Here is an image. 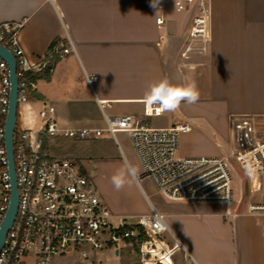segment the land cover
Wrapping results in <instances>:
<instances>
[{"label": "crops", "instance_id": "obj_1", "mask_svg": "<svg viewBox=\"0 0 264 264\" xmlns=\"http://www.w3.org/2000/svg\"><path fill=\"white\" fill-rule=\"evenodd\" d=\"M179 1L0 0V25L23 23V50L33 64L45 65L46 74L36 79L33 93L41 109L45 103L55 108L61 129H104L100 102L106 103L109 117L143 118L145 93L152 85L195 81L199 100L182 102L177 109L186 121L182 124L191 127L179 136V156L224 157L225 152L233 157L264 140V0H212L207 49L186 58L193 14L177 13ZM68 37L76 52L60 58ZM88 75L97 77L93 87ZM173 118V113L165 116L166 122L155 128L181 124ZM199 118L205 123L198 124ZM255 125L261 135L247 139ZM105 138L92 141L119 145ZM114 161L120 168L128 162L120 146L119 158L93 161L91 175H86L96 188L101 166ZM108 182L116 189L111 178ZM97 183L101 199L116 216L136 219L154 207L166 217L170 232L162 235L165 242L157 239V246L171 260L143 258L142 264H264V215L249 214L246 208L228 215L220 203L172 202L159 195L152 202L138 180L130 188L141 207L125 212L109 199L108 187ZM130 246L76 264H130L125 254Z\"/></svg>", "mask_w": 264, "mask_h": 264}, {"label": "built area", "instance_id": "obj_2", "mask_svg": "<svg viewBox=\"0 0 264 264\" xmlns=\"http://www.w3.org/2000/svg\"><path fill=\"white\" fill-rule=\"evenodd\" d=\"M212 0H180L177 13L191 12L193 26L183 56L192 51L204 52L210 41ZM157 24H164L163 17ZM21 22L0 25V46L10 51L17 64L18 108L29 101L33 93L34 75L45 69L43 63H32L23 50L19 34ZM60 58L75 54V46L68 37ZM91 87L97 77L86 76ZM11 74L6 61L0 58V231L12 198V177L6 144V122L10 107ZM106 123L104 129H61L55 120V108L47 103L40 111L43 125L39 135L19 131L17 117L13 136L14 172L19 192L16 221L0 251V264H52L56 258L80 252L87 261L90 254L118 250L135 239L142 230L149 241L142 243V254L147 246L169 233L166 217L156 208L149 215L129 219L114 215L101 197L92 189L89 177L68 159L52 157L46 142L57 137L75 141L96 140L109 135L116 140L118 133L131 138L142 164L143 175L168 201L186 203H220L227 214H238L248 204L247 213L264 215V140L238 152L231 158L179 156V136L191 130L188 124L157 129L146 120L161 118L159 104L145 103L144 117L126 115L109 117L106 103H99ZM239 169L249 175L250 200L244 198L243 179ZM235 182L239 194L234 196ZM260 194V199H254ZM233 204L234 207H233ZM116 221L117 224H114ZM89 250V251H88Z\"/></svg>", "mask_w": 264, "mask_h": 264}, {"label": "rangeland", "instance_id": "obj_3", "mask_svg": "<svg viewBox=\"0 0 264 264\" xmlns=\"http://www.w3.org/2000/svg\"><path fill=\"white\" fill-rule=\"evenodd\" d=\"M39 99L36 98V95L34 93H31L29 95V101L27 103L21 104L18 108V122H19V131H29L32 132L34 137L37 138L39 135V129L43 125V121L40 118V111H41V104L39 103ZM173 113L174 118L171 119V122H178V123H185L186 121L184 118L181 117L180 113L176 109L175 111H168L164 114L161 118H153L152 120L148 119L146 120V123L155 128L162 126L166 120L165 116ZM199 123L202 124L205 123L203 118H199L197 120ZM152 122V123H151ZM260 127L253 126L250 127L249 132L246 135L247 139H251V137H254L256 135L260 134ZM212 133V130H210ZM184 134H180V139ZM105 139H108L109 135H105ZM118 146L111 142L110 140H104L102 142H93L92 140L89 141H75L72 139H66L63 137H57L52 139L51 141H45L46 142V150L48 153L57 159H68L71 160L73 163L77 165L78 168L81 170H84V174H87V171L91 175V168L95 166L93 164V161L96 158H100V156H107L108 158H119V146L121 147L122 151L124 152L125 157L127 158L128 162H130L133 166L139 169V177H138V183L142 187L145 194L148 196V198L153 202L154 196L159 195L161 199L166 200L156 189V187L153 185V183L146 178L143 175V168L142 164L136 154L133 142L128 134L126 133H118L117 138ZM100 148L101 152L97 151V149ZM229 153L223 152L224 157L231 158L228 155ZM91 169V170H90ZM120 169V166L117 162H113L112 164H106V166H101V172L98 176V180H96V186L94 183H92V189L96 194H98L99 197H101L100 186L97 182H102V184L109 186L108 180L109 178L112 179L113 175H115L118 170ZM239 175L243 179V187H244V198L246 201L250 200V189H249V175L247 170H240L239 169ZM89 178L90 176L87 175ZM103 176V177H102ZM108 196L109 199L117 205V207L122 208L125 212H129L131 209H138L140 206V201L138 200V197L133 192V190L130 188L128 184L125 185L124 188L117 190V189H110L108 187ZM239 194V183L235 182V190H234V196H238ZM103 198V197H102ZM260 199V194H256L254 196V199ZM168 201V200H167ZM235 204H233L234 207ZM247 210L248 204L244 206ZM129 222H133L134 220L130 217L128 218ZM114 224H117L116 221H114ZM160 241H164L165 239H160ZM159 241H155L152 244V248L148 245L147 247V256L146 259H150L151 257H157L155 259H160L161 261H168L171 260V255H165V251H162L160 247H158ZM170 246V245H169ZM89 251V250H88ZM128 252V253H127ZM125 253L130 261V264H142L143 261V254H142V246L139 245V243H133L132 246L128 247V250ZM100 253V252H96ZM95 253L90 254L89 257L94 255ZM153 255V256H152ZM80 252H73L71 254L65 255L60 258H56L52 264H76L78 260H80ZM144 264H151V261L144 260Z\"/></svg>", "mask_w": 264, "mask_h": 264}, {"label": "clouds", "instance_id": "obj_4", "mask_svg": "<svg viewBox=\"0 0 264 264\" xmlns=\"http://www.w3.org/2000/svg\"><path fill=\"white\" fill-rule=\"evenodd\" d=\"M200 98L195 81L186 83L184 86H172L164 80L150 87L145 93V101L159 104L161 112L175 111L182 102L189 104L196 103ZM139 177V169L130 162L125 164L113 175L112 183L117 190L125 187L126 184L131 186Z\"/></svg>", "mask_w": 264, "mask_h": 264}, {"label": "water", "instance_id": "obj_5", "mask_svg": "<svg viewBox=\"0 0 264 264\" xmlns=\"http://www.w3.org/2000/svg\"><path fill=\"white\" fill-rule=\"evenodd\" d=\"M0 58L7 62L11 74V95H10V107L6 122V144L10 161V172L12 177V198L9 210L6 218L2 224L0 231V251L3 248L7 235L13 227L19 207V192L16 183V177L14 172V159H13V136L16 129L17 117H18V77H17V64L10 51L0 46Z\"/></svg>", "mask_w": 264, "mask_h": 264}, {"label": "trees", "instance_id": "obj_6", "mask_svg": "<svg viewBox=\"0 0 264 264\" xmlns=\"http://www.w3.org/2000/svg\"><path fill=\"white\" fill-rule=\"evenodd\" d=\"M45 74H46L45 71H42L41 73L34 75L32 80L35 82L36 79L43 77ZM149 240H150L149 237L144 232H142V230H140L138 237L135 239H128V242L137 243V244L139 243V245H141L142 243L147 242Z\"/></svg>", "mask_w": 264, "mask_h": 264}]
</instances>
